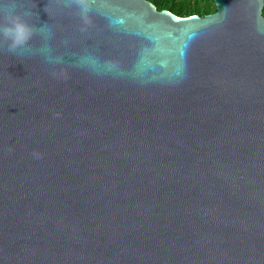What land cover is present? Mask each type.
Returning a JSON list of instances; mask_svg holds the SVG:
<instances>
[{
  "label": "water",
  "instance_id": "water-1",
  "mask_svg": "<svg viewBox=\"0 0 264 264\" xmlns=\"http://www.w3.org/2000/svg\"><path fill=\"white\" fill-rule=\"evenodd\" d=\"M214 3L4 5L0 264H264V0Z\"/></svg>",
  "mask_w": 264,
  "mask_h": 264
},
{
  "label": "clouds",
  "instance_id": "clouds-1",
  "mask_svg": "<svg viewBox=\"0 0 264 264\" xmlns=\"http://www.w3.org/2000/svg\"><path fill=\"white\" fill-rule=\"evenodd\" d=\"M17 0H0V40H6L11 52L26 48L28 42L39 30L43 40L47 41L51 30L46 25L37 28L27 17L28 11H18L14 8L4 9L5 4H14ZM84 7V5H81Z\"/></svg>",
  "mask_w": 264,
  "mask_h": 264
},
{
  "label": "trees",
  "instance_id": "trees-1",
  "mask_svg": "<svg viewBox=\"0 0 264 264\" xmlns=\"http://www.w3.org/2000/svg\"><path fill=\"white\" fill-rule=\"evenodd\" d=\"M158 9H168L179 16H201L216 11L214 0H151Z\"/></svg>",
  "mask_w": 264,
  "mask_h": 264
}]
</instances>
